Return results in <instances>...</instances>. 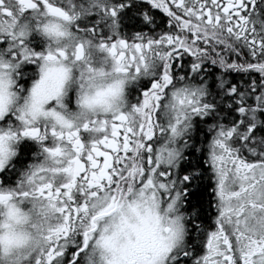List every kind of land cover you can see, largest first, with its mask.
I'll return each mask as SVG.
<instances>
[{
  "label": "snow or ice",
  "instance_id": "1",
  "mask_svg": "<svg viewBox=\"0 0 264 264\" xmlns=\"http://www.w3.org/2000/svg\"><path fill=\"white\" fill-rule=\"evenodd\" d=\"M0 264H264V0H0Z\"/></svg>",
  "mask_w": 264,
  "mask_h": 264
},
{
  "label": "flooded vegetation",
  "instance_id": "2",
  "mask_svg": "<svg viewBox=\"0 0 264 264\" xmlns=\"http://www.w3.org/2000/svg\"><path fill=\"white\" fill-rule=\"evenodd\" d=\"M28 155L30 156V153ZM25 162H27V161H25Z\"/></svg>",
  "mask_w": 264,
  "mask_h": 264
}]
</instances>
